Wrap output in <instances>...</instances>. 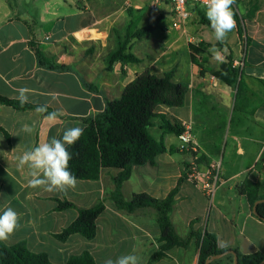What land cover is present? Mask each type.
<instances>
[{
  "label": "crops",
  "instance_id": "0c3cea01",
  "mask_svg": "<svg viewBox=\"0 0 264 264\" xmlns=\"http://www.w3.org/2000/svg\"><path fill=\"white\" fill-rule=\"evenodd\" d=\"M188 6V20L176 26L174 5L167 0L155 9L150 0H0V95L17 100L16 89L28 88V103L35 106L0 105V211L6 204L20 216L5 245L25 243L54 264H67L85 251L96 264L130 253L139 264L150 263L163 245L159 213L152 206L117 208L114 179L120 170L104 169L98 180H77L75 189L47 192L29 187V169L16 166L24 151L60 138L65 129L85 130L86 120L104 112L109 101L120 99L138 75L150 70L159 77L171 73L173 82L185 85V101L160 107L149 131L164 140L167 151L154 163L133 167L121 187L125 202L140 194L164 200L177 189L171 223L180 238L186 240L192 227L226 242L218 243L225 252L264 255V221L239 193L250 180L261 183L264 195V0H237V27L223 43L215 40L206 9ZM152 24L157 28L151 34L137 36ZM129 37L130 50L141 62L124 65L125 73L121 62L108 70L110 53ZM31 43L64 68L41 65ZM203 43L215 45L223 62L212 58L213 46L198 57L199 64L194 62L190 47ZM229 57L245 83L239 100L238 86L202 73L219 70ZM38 106L46 111L37 112ZM51 113L57 114L54 120L47 118ZM164 119L191 127L196 150L183 149L179 136L165 134ZM25 124L32 126L31 133L22 131ZM192 168L217 183L213 198L188 179ZM66 202L74 206L61 209ZM101 202L105 210L95 238H59L80 210ZM200 250L201 243L192 238L153 264H198ZM219 260L234 264L231 254Z\"/></svg>",
  "mask_w": 264,
  "mask_h": 264
},
{
  "label": "trees",
  "instance_id": "16d2710c",
  "mask_svg": "<svg viewBox=\"0 0 264 264\" xmlns=\"http://www.w3.org/2000/svg\"><path fill=\"white\" fill-rule=\"evenodd\" d=\"M156 28V24L142 28L138 31L137 36L139 38L147 36ZM130 39L131 37L125 42H120L118 48L110 53L108 70L111 69L113 63L121 62L123 73H125L124 65L141 62L130 50ZM31 46L41 65L50 69L64 68L57 65L38 45L31 43ZM211 46L213 45L207 43L198 47L191 45L193 61L198 63V57H203L202 55ZM200 66L202 67V65ZM205 72H210L229 86H238V100L240 99L245 83L241 78L240 69L233 66L231 57L221 65L219 70L202 69V73ZM186 90L185 85L173 82L171 73L159 77L150 70H146L124 89L120 99L109 101L104 112L86 120L87 127L83 135L76 144L68 147V151L72 155V159L69 161V170L77 177V180H98L104 169L120 170L114 179L116 190L113 193V199L118 209L134 211L141 207L152 206L158 210L163 245L152 257L149 264L161 259L166 251L176 246L186 245L192 238H197L201 243L198 264H206L208 259L225 252L218 247L217 236L214 234L197 232L191 227L189 236L185 240L175 233L171 223V214L176 204L177 189L164 200L155 199L148 194H140L134 195L131 202L128 203L125 202L121 193V187L130 178L134 166L154 163L159 154L167 151L164 140L155 139L149 128L153 125V119L158 115L161 106H182L184 104ZM0 105L9 106L16 110L35 108L32 104L21 105L18 100H12L2 95H0ZM161 128L165 134L171 133L177 136L186 130L182 123L171 122L166 119H164ZM239 193L247 196L252 207L257 202L264 200L259 182L255 183L250 180L243 182L239 186ZM73 206L69 202L59 205L61 209ZM104 210L105 205L102 202L93 208L80 210L76 221L59 238L67 239L72 234H79L86 239L95 238L97 219ZM256 216L264 221V201L257 205ZM236 252L239 257V264H261L264 261V255L261 253L243 255L239 251ZM0 264L54 263L51 262L48 254L31 252L25 243L7 246L0 241ZM67 264H96V261L89 251H85L79 256L70 258ZM211 264H221V261L216 260Z\"/></svg>",
  "mask_w": 264,
  "mask_h": 264
},
{
  "label": "clouds",
  "instance_id": "9594fccd",
  "mask_svg": "<svg viewBox=\"0 0 264 264\" xmlns=\"http://www.w3.org/2000/svg\"><path fill=\"white\" fill-rule=\"evenodd\" d=\"M205 14L210 22L216 41L223 43L230 32L235 30L237 22L233 6L237 0H203ZM212 58L217 62H223L220 50L214 45L209 49ZM18 95L16 99L21 105L29 102L30 89H16ZM37 112L46 111L45 106H38ZM56 113H51L47 117L49 120L56 118ZM22 131L31 133L32 126L25 124ZM82 127H71L63 131L60 138L53 137L50 141L41 143L19 155L17 168L29 169L30 179L28 186L31 188H42L47 192H66L75 189L77 177L69 170V161L72 159L68 151L69 146L76 144L83 135ZM19 214L10 206L5 204L0 211V241H7L19 227ZM221 246H227L226 242H218ZM104 264H139V258L134 254H126L117 257L115 260L109 258Z\"/></svg>",
  "mask_w": 264,
  "mask_h": 264
},
{
  "label": "built area",
  "instance_id": "2783aa9c",
  "mask_svg": "<svg viewBox=\"0 0 264 264\" xmlns=\"http://www.w3.org/2000/svg\"><path fill=\"white\" fill-rule=\"evenodd\" d=\"M163 1L165 0H150V7L157 8ZM174 5L175 14L177 15V19L179 22L175 23L176 26H180L181 23L188 20L189 12H188V4H193L200 7H205L203 0H167ZM236 5L233 6L235 8ZM49 37H47L48 39ZM182 142L183 149L196 150V146L194 145L193 134L191 133V127H187L185 132L179 136ZM219 168V167H218ZM188 179L193 182L197 187L201 188L203 191L207 192L209 197L213 198L217 183L211 182V178L209 175L203 174L199 172L196 168H192L189 173Z\"/></svg>",
  "mask_w": 264,
  "mask_h": 264
},
{
  "label": "water",
  "instance_id": "95a60500",
  "mask_svg": "<svg viewBox=\"0 0 264 264\" xmlns=\"http://www.w3.org/2000/svg\"><path fill=\"white\" fill-rule=\"evenodd\" d=\"M264 200H261L259 202H257L255 204V206L253 207V210H254V213L256 214L257 213V205L260 203V202H263ZM233 255L234 256V264H239V257H238V254L235 252V251H228V252H225L223 254H220V255H217V256H213L212 258L208 259L207 260V263L206 264H211L212 262L216 261V260H219L221 258H223L224 256L226 255ZM261 264H264V261L261 263Z\"/></svg>",
  "mask_w": 264,
  "mask_h": 264
},
{
  "label": "rangeland",
  "instance_id": "374dc122",
  "mask_svg": "<svg viewBox=\"0 0 264 264\" xmlns=\"http://www.w3.org/2000/svg\"><path fill=\"white\" fill-rule=\"evenodd\" d=\"M188 5H189V4H188ZM188 5H187V6H188ZM188 7H189V6H188ZM202 8H203V7H202ZM204 8H205V7H204ZM230 261H231V260H230Z\"/></svg>",
  "mask_w": 264,
  "mask_h": 264
}]
</instances>
